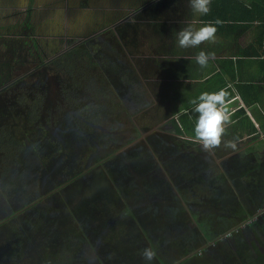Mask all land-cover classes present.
<instances>
[{"label":"rangeland","instance_id":"374dc122","mask_svg":"<svg viewBox=\"0 0 264 264\" xmlns=\"http://www.w3.org/2000/svg\"><path fill=\"white\" fill-rule=\"evenodd\" d=\"M143 17L132 19L140 37L135 44L147 35ZM126 45L120 54L128 60L135 47L127 40ZM146 49L143 44L137 52L148 58ZM81 63L74 60L71 81L60 83L56 94L55 87L50 91L58 97L55 105L48 103L47 89L38 93L35 85L43 89L35 81L0 94V222L42 195L27 213L0 223V264H148L145 248L157 253L151 264H264V241L245 233L252 205L242 210L249 200L238 204L228 187L236 175L234 164L223 162L224 172H217L211 179L215 186H208L205 176L219 165L189 156L188 143L166 132L163 123L139 133L149 121L155 125L170 117L167 110L153 111L155 100L141 92L134 104L142 112L134 115L133 100L125 96L127 83L85 76L92 62L84 70ZM50 121L57 131L46 130ZM85 124L96 130L93 139L85 132L77 135ZM98 132L105 136L93 148ZM137 134L134 148H115ZM11 139L21 142L16 154L23 153L30 169L18 163L20 155L4 161ZM108 143L118 150L104 147ZM21 227L22 255L17 258L3 247L11 249Z\"/></svg>","mask_w":264,"mask_h":264},{"label":"crops","instance_id":"0c3cea01","mask_svg":"<svg viewBox=\"0 0 264 264\" xmlns=\"http://www.w3.org/2000/svg\"><path fill=\"white\" fill-rule=\"evenodd\" d=\"M166 8L165 11L156 8L153 14L144 16L147 19L145 32L148 33L144 45L148 58L136 51L141 65L133 73L131 91L135 99L144 92L145 98L155 100L153 111L156 108L167 110L170 117L155 125L149 121L148 127L141 128L149 133L163 123L166 132L176 135L170 123V119L177 116L173 112L181 113L184 103L197 99L202 92L225 90L232 117L223 141H234L237 149L227 148L222 142L219 148L204 151L194 139L196 112L188 117L192 133L185 132L180 137L188 143L186 152L189 156L196 155L199 161L221 167L215 168L213 176H205L208 186H215L211 179L224 172L223 162L234 164L232 173L237 176L229 181L228 187L238 204L249 200L242 210L252 205L251 213L246 216L250 224L248 233L251 231L250 235L255 237V233L264 227V211H261L264 208V0H211L210 12L203 16L192 11L189 0H171ZM217 19L223 23L215 25V43L205 42L187 49L176 46V33L182 28L191 25L198 29L207 23L215 24ZM142 46L143 39L138 44V47ZM201 50L214 54L205 68L195 60ZM139 84L141 87L137 88ZM156 100L165 103L156 104ZM167 120L169 123L165 122ZM194 147L197 153H194ZM205 172V169L201 170L202 174ZM230 209L233 210V206ZM254 221L258 222L254 224Z\"/></svg>","mask_w":264,"mask_h":264},{"label":"flooded vegetation","instance_id":"af4514ba","mask_svg":"<svg viewBox=\"0 0 264 264\" xmlns=\"http://www.w3.org/2000/svg\"><path fill=\"white\" fill-rule=\"evenodd\" d=\"M169 2L171 0H0V94L7 93V87L16 88L35 81L43 89L35 85L38 93L47 89L48 103L55 105L58 97L52 98L50 91L55 87L56 94L60 83L71 81L70 68L74 60L79 59L86 67L92 62L90 70L95 73L89 72L91 78L113 77L127 83L125 96L133 100L130 110L135 114L140 112L142 109L134 104L131 91L133 73L141 65L136 55L140 41L135 44L140 37L132 19L149 16L156 8L165 11ZM126 40L133 49L135 47L127 54L128 60L120 54V50L124 53ZM144 40L143 44H147L146 36ZM126 50L128 52V48ZM20 90L24 92L23 88ZM42 103L45 109L47 102ZM41 115H45L44 110ZM50 126L51 130L57 128L52 121ZM259 230L255 237H249L264 241V227ZM245 233H248L247 228Z\"/></svg>","mask_w":264,"mask_h":264},{"label":"clouds","instance_id":"9594fccd","mask_svg":"<svg viewBox=\"0 0 264 264\" xmlns=\"http://www.w3.org/2000/svg\"><path fill=\"white\" fill-rule=\"evenodd\" d=\"M189 3L194 13L203 16L210 12L211 0H189ZM222 23L223 21L217 19L215 24L207 23L198 29L191 25L186 26L176 33V46L179 49H187L198 47L205 42L215 43L217 33L215 25ZM212 58L214 54L201 50L195 60L201 68H205ZM227 95L228 93L223 89L218 92H202L197 99L191 101L195 106L194 111L198 114L194 126V139L206 152L219 148L222 142L227 148L234 151L237 149L234 141H223L232 117L226 100ZM156 255V251L152 248H145L142 251V256L148 264H151Z\"/></svg>","mask_w":264,"mask_h":264},{"label":"trees","instance_id":"16d2710c","mask_svg":"<svg viewBox=\"0 0 264 264\" xmlns=\"http://www.w3.org/2000/svg\"><path fill=\"white\" fill-rule=\"evenodd\" d=\"M79 66H82V69L84 70V68L86 69L87 67L85 66V65H83L82 63H81V65H79ZM67 69V68H66ZM75 74H78V75H80V74H84V72H76ZM74 74V75H75ZM85 76H88V77H90L91 78V76L89 75V72H87L86 74H85ZM88 80V79H87ZM194 105L191 103V101H189L188 103H184V105L181 107V109L183 110L181 113H179L178 114V116L177 117H173V118H171L170 119V123L172 124V130H173V132L177 135V136H180V135H183V134H185V132H190V133H192L191 132V124H190V122H189V119H188V117H189V115H192V116H194V114H195V111H194ZM134 114H135V112H133ZM57 127V126H56ZM78 127H80V126H78ZM84 129H81V131H78V133H77V135L79 136V135H81V134H83V132H85V134H86V136L87 135H89L90 134V137H91V139H93L94 137H95V133H96V130L95 129H91L90 127H88L87 126V124H85L84 126ZM46 130L47 131H57V128L55 129V130H50L49 128H46ZM80 130V129H79ZM100 132H98V134L96 135V141H95V144L94 143H92V147L94 148V147H96V146H98V141H99V137L101 138V139H103V137L105 136V133H100ZM139 133H140V131H139ZM103 134V135H102ZM132 137L133 136H131V137H129L127 140H125V142H123L122 144H121V146H117V147H115V148H119V147H126V148H131V147H133L134 148V144H136V142L138 141V138H139V134H137V139L136 138H133L132 139ZM77 139H79V138H77ZM11 144H9V148H7V150L6 151H8L7 153H5L4 154V161L5 162H7L6 161V159H9V158H12V159H16L17 160V156H19L20 155V157H19V160H18V163L22 166V164H26L25 163V161H26V159H24V156H23V153H19V154H16V151L18 152V151H20V148H21V146H22V144H21V142H18V140H13V139H11ZM102 141V140H101ZM188 141H191V142H194L193 140H188ZM62 143V142H61ZM59 144V143H58ZM133 145V146H132ZM0 146H1V139H0ZM61 146V145H60ZM62 147L63 146H61V149H62ZM104 147H107L110 151H116V150H118V149H114V143H108L107 145H104ZM135 147H137V146H135ZM10 151V152H9ZM84 165V164H83ZM26 167H27V169H30V166H27V164H26V166L24 167V170L26 169ZM80 173H82V171L80 170V171H78L77 173H74V175L73 176H75L76 174L77 175H79ZM40 196H38V197H36V198H34V200H30L29 202H27L26 204H23L22 206H20L19 208H17V209H12V211H9L5 216H3V218H2V220H1V222H4L5 221V219H6V217L7 218H11V216H12V218H16V217H19V215L21 214V213H24L26 210H28L32 205H36V204H38V200H41V197H42V195L41 194H39ZM2 202V201H1ZM3 203V202H2ZM25 213H27V212H25ZM16 220V219H15ZM0 222V223H1ZM23 228L21 227V230L18 232V236H17V238H18V240L16 241H13L12 243V247H11V249H9V248H7L6 246H4L3 248L5 249V250H7V251H9L10 252V254L11 255H15V256H17V258L20 256V255H22V252H21V250H20V246H22L21 244H19L20 243V239H21V237L23 236ZM38 234H40V233H38ZM46 235V234H45ZM43 236V235H42ZM43 246V245H42ZM2 248V249H3ZM1 249V250H2ZM6 253V252H5ZM6 257H7V262H8V257H9V255L7 256L6 255ZM5 262V264H6V260L4 261Z\"/></svg>","mask_w":264,"mask_h":264},{"label":"water","instance_id":"95a60500","mask_svg":"<svg viewBox=\"0 0 264 264\" xmlns=\"http://www.w3.org/2000/svg\"><path fill=\"white\" fill-rule=\"evenodd\" d=\"M255 223L254 224H256V222H258V221H254ZM252 223H253V221H252Z\"/></svg>","mask_w":264,"mask_h":264},{"label":"built area","instance_id":"2783aa9c","mask_svg":"<svg viewBox=\"0 0 264 264\" xmlns=\"http://www.w3.org/2000/svg\"><path fill=\"white\" fill-rule=\"evenodd\" d=\"M261 211H264V208H263V210H261Z\"/></svg>","mask_w":264,"mask_h":264}]
</instances>
